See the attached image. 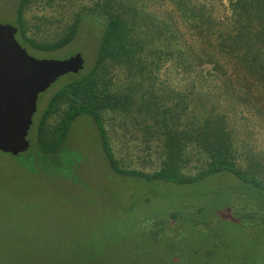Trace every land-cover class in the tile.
Instances as JSON below:
<instances>
[{
  "label": "trees",
  "instance_id": "obj_1",
  "mask_svg": "<svg viewBox=\"0 0 264 264\" xmlns=\"http://www.w3.org/2000/svg\"><path fill=\"white\" fill-rule=\"evenodd\" d=\"M61 1L19 0L13 20L17 40L33 54L61 51L89 29L98 33L92 67L64 77L42 114L36 158L55 156L72 123L87 116L119 177L178 188L216 177L235 180V219L248 229L264 227V154L244 137L236 118L238 111L264 106V0H230L224 17L214 0H70V22L54 41H42L41 29L52 20L35 14V22L30 14ZM167 67L187 82L184 89L162 80ZM119 132L137 143L141 168L117 157ZM179 218H161L152 231L161 238ZM170 255L176 264L189 260Z\"/></svg>",
  "mask_w": 264,
  "mask_h": 264
},
{
  "label": "rangeland",
  "instance_id": "obj_2",
  "mask_svg": "<svg viewBox=\"0 0 264 264\" xmlns=\"http://www.w3.org/2000/svg\"><path fill=\"white\" fill-rule=\"evenodd\" d=\"M69 2L30 14L35 22V14L52 20L49 29H41L42 41H54L70 22ZM214 2L217 15L226 16L230 0ZM18 3L0 0V24L14 26ZM95 32L89 29L69 47L49 55L26 50L43 60L81 54L87 71L96 56ZM161 78L175 89L187 86L172 67ZM63 79L39 97L28 138L30 152L19 157L0 152V264H176L171 251L189 257L182 264H264V227L248 229L235 219V180L216 177L200 187L178 188L119 177L107 163L96 124L87 116L72 123L55 156L37 159V126L51 98L66 84ZM236 118L244 137L264 154V106L238 111ZM136 145L126 142L121 132L114 139L117 157L141 168ZM259 207L264 213V204ZM172 214L180 217L176 227L160 238L153 227Z\"/></svg>",
  "mask_w": 264,
  "mask_h": 264
},
{
  "label": "water",
  "instance_id": "obj_3",
  "mask_svg": "<svg viewBox=\"0 0 264 264\" xmlns=\"http://www.w3.org/2000/svg\"><path fill=\"white\" fill-rule=\"evenodd\" d=\"M17 35L16 27L0 24V152L14 157L31 149L28 138L39 97L62 78L85 69L81 54L64 60L34 58Z\"/></svg>",
  "mask_w": 264,
  "mask_h": 264
}]
</instances>
